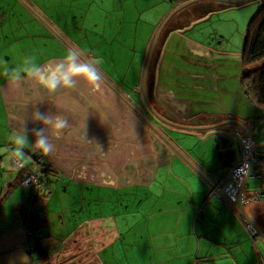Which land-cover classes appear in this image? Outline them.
I'll return each instance as SVG.
<instances>
[{"label": "crops", "instance_id": "crops-1", "mask_svg": "<svg viewBox=\"0 0 264 264\" xmlns=\"http://www.w3.org/2000/svg\"><path fill=\"white\" fill-rule=\"evenodd\" d=\"M24 1L49 27L32 11L26 16L20 9L21 0H0V264H33L34 252L30 251L35 243L46 252L53 236L65 235V227L69 228L65 239L80 233L82 244L85 241L91 244L89 237L103 245L112 244L118 239L122 224L129 232L134 230L130 217L122 220L118 216H133L137 211L138 222L145 221L142 233L145 237L159 238V246L165 243L176 247V239L183 241L185 235L188 238L191 234L199 243L195 219L203 210L200 205L205 197L200 191L205 189V183L211 186L214 182L205 160L212 150L220 171H224L221 176L227 173L240 159V145L235 137V130L239 129L222 125L206 132L183 131L164 124L144 105L141 80L152 39L174 5L163 10L164 5L156 4L152 9L148 0H135L134 8L140 11V18L130 20L131 25L134 23L132 30H123L121 24L125 21H120L119 10L110 15L104 11V0H98L96 9L86 14L80 9L74 11V0H44L58 9L64 8L56 13L39 0ZM183 1L186 0H178L176 4ZM8 3L13 6L15 21L9 15ZM125 8L120 13L124 16ZM219 12L198 18L199 22L195 20L190 26H183L186 17L179 15L161 33L149 65L147 98L159 115L177 123L208 125L226 119L239 120L250 130L253 142L261 145V134H257L255 118L249 112L253 110L264 120L262 112L249 105L238 84L244 39L241 48H234L230 46L226 27H196ZM26 21L30 22L27 35L20 27ZM36 39L42 40L43 53L38 51L40 44L37 50L29 47L30 40ZM69 49L83 52L85 59L100 60L98 90L92 91L80 83L74 90L49 94L35 82H11L3 75L4 67L18 66L27 56H36L46 63L59 59ZM34 108L46 113L61 112L73 127L60 140L53 141L56 147L49 157L25 149L32 159L23 162L26 169L22 171L14 165L12 136L26 123L28 138L35 142L31 130L42 125L29 118ZM201 117L216 122L197 124ZM182 135H191L189 144ZM201 138L210 148L206 159L190 145L199 143ZM29 173L43 175V185L24 186L22 181ZM156 194H161L163 201L159 207L150 203ZM136 200L139 204L134 208ZM48 209L53 211L52 216ZM157 209L159 212L155 214ZM233 211L238 216L235 221L238 231L245 233V222ZM36 217L46 220L49 226L53 223L60 231H42L43 228L33 231L30 226ZM185 224L187 228L183 229ZM248 235L254 239L257 234L248 232ZM53 239L57 243L62 241ZM151 243L152 239L148 241ZM90 244L84 243L87 249ZM178 248L183 251V245ZM59 250H53L51 260L62 253ZM100 258L95 255L90 264H104ZM72 262L77 264L75 260L69 264ZM236 262L240 264L237 259Z\"/></svg>", "mask_w": 264, "mask_h": 264}, {"label": "rangeland", "instance_id": "rangeland-1", "mask_svg": "<svg viewBox=\"0 0 264 264\" xmlns=\"http://www.w3.org/2000/svg\"><path fill=\"white\" fill-rule=\"evenodd\" d=\"M40 4H43L45 7H48L50 10H54L56 13L57 11H60L62 8L54 7L52 3H46L44 0H39ZM50 2V0H47ZM98 0H74L75 3V10L80 9L82 13L87 12H93L97 4ZM105 1V7L104 11H108L110 15H115L114 11H118V16L120 17V21H125L124 24H121V27H123V30H126L130 28L132 30L133 24L131 25L130 20L132 19V22L137 21V18H140V11H137L134 8V1L135 0H104ZM151 2L153 8L156 7V4L164 5L163 10L170 8L173 6V8L176 6V2L178 0H166L165 2H159L160 0H148ZM260 0H250L242 5H240L238 8H225L220 10L221 12L214 14L210 20H206L204 22H201L196 25V27H201L202 25L206 27L211 28H219V27H226V33L230 41V46L232 47H238L241 48L242 40L244 39L246 26L249 23L250 19L252 18L254 12L256 11L257 7L259 6ZM214 4H216L215 1H213ZM22 3V2H21ZM23 4V3H22ZM21 4V5H22ZM110 6L111 11H109L107 8ZM24 5V4H23ZM20 8L24 14L29 15L30 9L27 8L25 5ZM123 6H125V16L124 14H120L122 11ZM9 8V15L13 16V21H15L16 15L13 13L14 9L13 6H10V4H7V9ZM172 8V9H173ZM29 9V10H28ZM64 9V8H63ZM62 9V10H63ZM171 9V10H172ZM190 9V8H187ZM191 11V10H189ZM77 12V11H76ZM192 12V11H191ZM169 13V12H168ZM167 13V14H168ZM199 13V12H196ZM195 13V15H196ZM236 13V14H235ZM117 15V14H116ZM196 18V16L192 17ZM207 18V17H206ZM25 20V18H24ZM170 21V20H169ZM168 21V22H169ZM176 20H172L171 23L167 22V26L170 27L172 23H175ZM26 21L24 24H21L20 27L22 31L27 35L30 31L29 23ZM199 22V21H197ZM233 22V23H232ZM123 23V22H122ZM155 24V21L153 22ZM129 24V25H127ZM233 24V25H232ZM21 37V35H20ZM19 41V40H18ZM27 40H25L26 42ZM29 47H34L35 50L38 49V45L40 44V49L38 51H43V42L40 39H36L35 41H31ZM264 63V60H260L257 62V64ZM241 69V65H240ZM143 75V74H142ZM240 80H238V84L240 85ZM142 82V80H141ZM242 87V86H241ZM246 99L249 101V99L246 97ZM249 105L254 108L256 107L255 104H253L251 101L248 102ZM258 108V107H257ZM251 116L255 121L256 124V131L257 134L260 133V144L264 146V120H261L257 115L256 112H249ZM257 116V117H256ZM228 126V125H225ZM230 127L232 125H229ZM243 134V133H242ZM235 135V134H234ZM191 135H182L181 137L186 140V142L189 144ZM246 136V135H245ZM235 137L239 141L240 150H241V144L239 138L235 135ZM202 140L199 141V143L195 142L190 144L193 148V151L197 154L200 153L201 156L204 155L205 159L207 156V151L209 148L208 142L201 138ZM211 141V139L209 140ZM260 145V146H261ZM210 149V148H209ZM202 158V157H198ZM214 152L211 150V155L207 160H205V164L207 165V168L210 169L211 177L214 181L219 180L222 176L221 174L224 171H220V167L218 165V162H216V159ZM206 168V169H207ZM221 176V177H220ZM201 181L204 180L202 179ZM211 186L209 183H205V189H202L200 192L205 193V197H203V193H200V195L203 197V202L201 201L200 210L201 207L203 210H201V214L198 218H196V230L199 235V243H197L196 238H193L192 231H190L189 237L185 235V238L183 241L181 239L177 240L176 247L168 246L164 243V245L159 246V238L144 236L142 231L144 232L145 228V221L142 220V222H138V215L140 212L137 211L133 216L131 215H120L118 218L126 219L130 217L132 219V222L134 225H132V229H134L132 232H129L128 230H125L127 227L122 224L120 226V229L118 231V239L112 244L109 245H103V242L93 240L91 237L90 243L85 241L87 244L91 245V248H86L84 243L81 242V236L80 233L75 234V236H72L70 238L65 239L66 234L69 232V228H64V234L65 235H57L53 236L50 240L52 242L49 243L51 247H46V252L48 254H52L53 250L58 248L59 251H62V253H59L57 255L56 260H51V263H56L58 260L62 261L64 259H70V258H79L77 260V264L80 260H83L87 258V260H90V263H92V257H95V255L100 256V260L104 262V264H231V260H233L234 264H237L236 259L240 261V264H264V239L257 234L254 236L255 238H251V236L248 235V232L246 231V221L242 218V220L245 222L244 225V232H241L242 230H239V227L236 225V219L238 216H236L234 209L227 203V201L222 197L223 199H219V196L216 195H210ZM245 193H246V199L247 201L244 202L245 209L252 219V221L260 227L262 232L264 233V201L257 200L258 197V183L253 179L249 178L246 183L245 187ZM156 197L152 198V201L150 203H153L155 207H159L162 205V197L161 194H156ZM197 198L194 203L197 202ZM204 200H206V205L203 206ZM186 201V197H185ZM149 203V204H150ZM139 204V200H136L135 204L133 205L134 208H137ZM144 207V204H142ZM233 209V210H232ZM142 210V209H140ZM123 212V211H121ZM159 210L157 209L155 211V214H157ZM48 213L50 216H52L53 211L51 209H48ZM186 218V216H185ZM47 225L42 229V231L52 230L53 232L60 231V228L58 226H54V224H50V226ZM186 224L183 227V229H186ZM191 228H193V222L191 223ZM203 231L205 234H203ZM129 232V233H127ZM152 232V231H151ZM155 232V230H154ZM136 233V235H134ZM241 233L243 237L239 234ZM186 234V233H185ZM37 235V233H36ZM34 235L35 237H37ZM56 235V234H55ZM61 235V236H60ZM60 236V237H58ZM205 236V238H204ZM58 241H61V243L54 242V239ZM60 238V239H59ZM193 238V239H192ZM152 239V243L148 244V241ZM154 239H156V242H154ZM71 240H75V242H71ZM193 240V241H192ZM192 241V242H191ZM81 243V244H80ZM221 243V244H219ZM178 245H183V251L178 248ZM188 249H193L192 253L188 252ZM198 250V253H197ZM229 251L233 253L230 255ZM260 251V254L258 255V252ZM88 253V254H86ZM112 253H115L114 256ZM233 257H236L235 259ZM34 263L33 264H40V259L36 254H33ZM56 261V262H55ZM71 263V262H70ZM73 264H76L75 262H72Z\"/></svg>", "mask_w": 264, "mask_h": 264}, {"label": "clouds", "instance_id": "clouds-1", "mask_svg": "<svg viewBox=\"0 0 264 264\" xmlns=\"http://www.w3.org/2000/svg\"><path fill=\"white\" fill-rule=\"evenodd\" d=\"M99 65L98 58L85 59L83 52L69 49L59 59L46 63H42L36 56H27L18 66L4 67L3 75L11 82L23 80L35 82L41 90L49 94H55L60 90H74L80 83L96 91L101 85ZM29 118L42 127L31 130L35 138L34 143L28 138L29 130L26 123L13 134L14 155L21 163L32 159L25 149L41 157L52 155L56 147L53 141L60 140L62 134L73 127L69 118L61 112L46 113L34 108Z\"/></svg>", "mask_w": 264, "mask_h": 264}, {"label": "trees", "instance_id": "trees-1", "mask_svg": "<svg viewBox=\"0 0 264 264\" xmlns=\"http://www.w3.org/2000/svg\"><path fill=\"white\" fill-rule=\"evenodd\" d=\"M183 2H180L179 4ZM215 2L216 4H214L213 0H204V1H198L191 5H188L182 8L180 11H178L173 16V18H170V21L168 23H170L172 20H176L179 15H180V18L182 15H184V17L186 18L184 20L185 25L183 26H190V25H193V23L196 22L197 20L206 18V16L212 14L213 12L219 11L221 9L233 7V6L242 5V4H227V3L217 2V1ZM179 4H176V6H178ZM187 8H190V9H187ZM189 10H191L192 12ZM196 12H199V13H196ZM193 16L194 17L196 16V18H192ZM166 28H168L167 25L164 27L162 32H164ZM160 37H162L161 34H160ZM260 60H264V0H260L259 6L257 7L252 18L250 19L249 23L246 26V31L244 35V43L242 45L241 52H240L241 72H240V77H239L240 84L242 86L245 96L249 99V101H251L253 104H255L256 107H258L261 110L262 112L261 116L264 118V63L259 62V64H257V62ZM149 78H150V73L148 71L146 80L149 81ZM146 85L148 86V84ZM192 120H195V119L193 118ZM192 120L191 122H193ZM211 120H212L211 118L205 119L204 117H201V121H198L199 123L197 122L196 123L197 124H208V122H216V121H211ZM239 130L242 132L241 129ZM200 131L206 132L203 130H200ZM254 148H255L256 153L264 158V146L262 145L260 146L254 143ZM25 169L26 167L21 168L22 171ZM47 169L45 168V171ZM45 171H43L42 173L44 174ZM22 176L24 177L25 175H22ZM36 176L39 179V187H41L43 185L41 176L43 175H40V176L36 175ZM258 191H259V186H258ZM46 226H47L46 220L36 217L33 219V222L30 228L33 231H36ZM32 250L33 251H30V252L31 253L34 252V254H36L38 258L41 260L40 262L42 264H53L50 261L51 260L50 254L46 253L44 251V248L39 243H35V246L33 247ZM71 260L73 261L75 260L77 262L79 258L64 259L62 261L58 260L57 262L55 261L56 263L54 264H69ZM88 263L90 264L89 259L87 260L86 258L83 260L82 258V260H80L78 264H88Z\"/></svg>", "mask_w": 264, "mask_h": 264}, {"label": "water", "instance_id": "water-1", "mask_svg": "<svg viewBox=\"0 0 264 264\" xmlns=\"http://www.w3.org/2000/svg\"><path fill=\"white\" fill-rule=\"evenodd\" d=\"M198 1H204V0H187L181 4H179L178 6H176L174 9H172L167 15L166 17L161 21L159 27L157 28L155 35L152 39V43L150 46V50H149V54L145 63V67L143 70V75H142V82H141V94H142V98H143V102L144 105L146 106V108L161 122H163L164 124L176 128V129H180V130H185V131H209V130H213L216 129L222 125H233V126H237L239 129L242 130V132L244 133V135L247 136V138L249 139L251 145L253 144V137L252 134L250 133V130L239 120L236 119H226L223 121H219L213 124H208V125H187V124H183V123H177V122H173L170 120H167L166 118L162 117L161 115H159L155 109L152 107V105L150 104V102L148 101L147 98V93H146V78H147V74H148V70H149V65H150V61L154 52V49L156 47V44L158 42V39L160 37V34L162 32V30L164 29V27L166 26L167 22L170 20V18L175 15L178 11H180L182 8L191 5L195 2ZM213 1H217V2H222V3H227V4H244L250 0H213ZM21 2L30 9V11H32L33 14H35L38 18H40L47 26L48 23L45 22V20L43 18L40 17V15L24 0H21ZM49 27V26H48ZM52 31H54L52 28H50ZM55 32V31H54ZM59 36V35H57ZM62 38V37H60ZM63 40V38H62ZM101 77V76H100ZM146 120V119H145ZM146 122L150 125V127L152 129H154L157 133H159L161 135V137L164 140H167L166 137L164 135L161 134V132L159 130L156 129V127H154L153 125H151L149 123V121L146 120ZM168 141V140H167ZM250 171H251V166L249 165V168L246 172V174L244 175L239 187L237 188V192H236V200L235 201H230L229 200V192L223 190L222 191V197L227 201V203L239 214V216H241L249 225H251L257 234H259L263 239H264V233L262 232V230L260 229V227H258L250 218V216L248 215L246 209H245V204L242 201L241 198V193L243 191V189L245 190L246 187V183L247 180L250 178Z\"/></svg>", "mask_w": 264, "mask_h": 264}, {"label": "built area", "instance_id": "built-area-1", "mask_svg": "<svg viewBox=\"0 0 264 264\" xmlns=\"http://www.w3.org/2000/svg\"><path fill=\"white\" fill-rule=\"evenodd\" d=\"M235 132L239 137L241 144L240 159L219 180L211 183L210 194L220 197L222 195V191L225 190L229 192V200L235 201L237 188L239 187L250 165V177L253 178L259 186L257 200L264 201V158L256 153L254 142L251 145L249 139L244 135V133L242 134L239 130H235ZM13 161L17 168H22L24 166L23 163H21L16 157H14ZM32 183H34L35 187H38L39 179L35 174L29 173L24 177L22 184L24 186H28ZM241 198L243 202L247 201L244 189L241 193ZM246 227L249 234H256L255 229L251 225L246 223Z\"/></svg>", "mask_w": 264, "mask_h": 264}]
</instances>
